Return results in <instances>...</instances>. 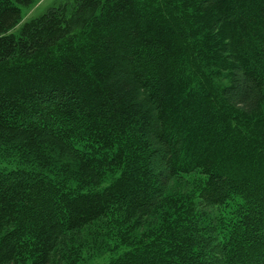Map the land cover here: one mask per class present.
Masks as SVG:
<instances>
[{
    "label": "trees",
    "instance_id": "16d2710c",
    "mask_svg": "<svg viewBox=\"0 0 264 264\" xmlns=\"http://www.w3.org/2000/svg\"><path fill=\"white\" fill-rule=\"evenodd\" d=\"M36 1L0 0V264H264V0H65L13 33Z\"/></svg>",
    "mask_w": 264,
    "mask_h": 264
},
{
    "label": "rangeland",
    "instance_id": "374dc122",
    "mask_svg": "<svg viewBox=\"0 0 264 264\" xmlns=\"http://www.w3.org/2000/svg\"><path fill=\"white\" fill-rule=\"evenodd\" d=\"M62 1H65V0H37L33 5H31L29 7H23L22 6V13H23L22 21L17 27H15L12 30V32L18 33L20 28L23 26L24 23L32 20L35 17L42 15L49 8L60 4ZM116 240H118V239H116ZM107 245H109V251H110L108 254L106 252V249L103 248V249L99 250L100 255H98V256L96 255V257L91 258V259H85L84 264H100V263H103L107 259V256L111 255V245L116 246L117 242H115V241L109 242L108 241ZM81 263H79V264H81Z\"/></svg>",
    "mask_w": 264,
    "mask_h": 264
}]
</instances>
